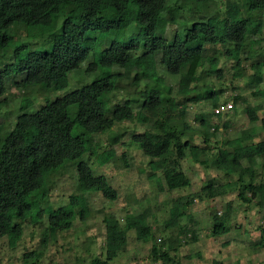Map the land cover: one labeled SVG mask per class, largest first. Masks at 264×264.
<instances>
[{
    "label": "trees",
    "instance_id": "1",
    "mask_svg": "<svg viewBox=\"0 0 264 264\" xmlns=\"http://www.w3.org/2000/svg\"><path fill=\"white\" fill-rule=\"evenodd\" d=\"M167 1L0 0V47L13 45V62L0 70V103L6 92V78L25 75L19 82L24 88L19 106L22 113L7 132H3L0 122V238L16 243L23 231L21 221L43 223L45 216L44 238L70 229L75 219L84 220L89 215L86 192H100L105 198L116 199L117 191L106 176L95 175L90 166L89 156L96 153L92 139L102 130L109 131L110 145L119 142L125 132L114 131L113 127L133 118L144 129L132 134L130 143L150 158L152 177L168 190L190 186L191 180L182 167V160L189 155L196 163L210 162L227 176L235 174V180L226 182L228 188L234 187L244 202L255 200L264 207V179L257 181L255 170L258 161L264 165V117L257 114L261 106L244 108L250 123L260 120L261 139L253 140L254 128L243 129L239 136L224 141L228 147L225 152L212 150L217 124L203 114L196 115L201 126L198 129L190 128L186 121L188 103L204 101L212 109L222 104L220 89L206 81L208 74L220 72L219 57L213 50L208 52L212 45L227 47L223 54L234 60L236 77L245 76L254 87L253 95L264 98V88L260 86L264 48L252 46L257 41L251 38L263 27L264 0H190L182 6L192 12V22L184 33L173 34L168 24L176 22V14L161 16ZM221 7L238 12V17L221 15ZM131 24L138 26L137 33L127 34ZM16 26H24L34 38L51 32L54 35L47 44H41L48 48H30V44L23 45L7 34L8 28ZM166 35L171 38L167 45ZM158 52L166 71L179 74L178 93L184 96V103L165 90L164 78L157 71ZM87 60L85 71L93 73L90 82L46 100L33 112L25 111L34 104L35 90L43 94L64 90L69 74ZM248 60L251 72L246 75L244 61ZM115 66L121 70L116 71ZM117 91L123 92L122 102L115 98ZM238 99L234 96V100ZM132 104H139L135 112ZM193 130L198 131L203 145L194 142ZM243 139L252 141L243 144ZM111 154L98 156L99 163L105 164ZM67 163L77 170L76 191L66 203L43 208L41 201L53 189L51 172ZM221 187L210 180L202 191L174 200L164 227L178 226L177 235L153 242L152 261L178 263L174 257L182 244L197 238L186 223L179 224L180 219L185 216L186 221L191 220L187 209L195 198L213 199L225 192ZM152 218L150 206L127 212L122 219L104 214L105 256L95 255L88 264H110L127 244L130 231L137 240L153 241ZM229 231L226 220L212 226L210 234L222 236ZM262 237L264 240V228ZM40 258L39 252L28 251L23 254V263L39 264Z\"/></svg>",
    "mask_w": 264,
    "mask_h": 264
},
{
    "label": "rangeland",
    "instance_id": "2",
    "mask_svg": "<svg viewBox=\"0 0 264 264\" xmlns=\"http://www.w3.org/2000/svg\"><path fill=\"white\" fill-rule=\"evenodd\" d=\"M187 2L190 0L167 1L161 16L169 18L171 14H176V22L168 24L170 34L175 31L184 33L191 24L192 12L182 6ZM219 13L229 19L238 17V12L227 11L223 7L220 8ZM61 25L62 19H59L58 26ZM6 32L18 38L23 45L30 44L28 45L30 48L39 50L48 48L41 44H47L54 35V32H51L43 37L34 38L32 32H27L24 26L10 27ZM137 32V25L131 24L127 28V34ZM251 38L257 41V44L252 46L259 50L264 48V24L262 29ZM170 40L171 38L166 35L164 44L167 45ZM226 48L221 44L210 46L208 52L212 53L213 50L219 57L220 72L218 75L208 74L205 77L206 81L220 89V102L225 104L230 102L232 108L228 113L224 112L218 116L213 112L210 104L203 101L188 103L186 112V121L190 124V128L201 127L196 120V115L199 114L205 115L217 124L218 133L213 138L212 150L223 152L228 148L224 141L239 136L243 129H255L254 141L262 137L261 122L258 120L250 123L244 111L246 105H260L261 108L257 114L259 118L264 117V98L253 95L254 87L247 83L245 76L236 77L234 60L223 54ZM160 55V52L156 55L157 71L164 78V88L178 101L184 103V96L178 93L179 74H169L160 63ZM12 62L13 45L0 47V70ZM87 62L88 60L79 70L69 74V84L64 90L51 94H43L35 90L32 93L35 99L34 104L25 111L33 112L42 107L46 100L60 97L90 82L93 79V73L85 71ZM250 62L251 60L244 61L246 75L251 72ZM114 68L116 71L121 70L118 66ZM24 76V74H12L6 78V92L0 103V122L4 125L3 132L9 131L17 116L22 113L19 106L24 95V88L19 85V82ZM260 86L264 88V73ZM234 96L239 99L234 100ZM115 98L122 102L123 92L117 91ZM132 107L135 112L139 104H132ZM143 129L144 127L136 118L116 124L113 130L124 131L125 135L113 145L108 142L109 131L100 130L93 135L96 153L89 156L90 166L95 175L106 176L110 185L117 191L116 199L105 198L100 192H86L85 197L90 208L89 215L84 220L75 219L70 229L47 234L46 238H44L46 216L43 223H33L28 219L21 221L23 231L20 240L10 243L6 237L0 238V264H24L23 254L32 250L41 254L39 264H88L95 255L105 256L104 214L112 213L122 219L127 212L141 211L146 206H150L153 212L155 239L147 242L137 240L130 231L127 244L110 264H161L160 260L157 262L151 260L150 250L153 242L177 235L178 226L169 229L164 227V221L169 217V208L174 205V200L178 196L202 191L210 180L214 185L222 186L225 192L213 199L195 198L188 207L187 212L191 214V220L186 221L183 216L179 224L186 223L188 228L195 231L197 238L183 243L174 257L178 263L170 264H264V245H261L264 207H259L255 200L244 202L238 197V191L234 187L228 188L226 182L235 180L236 175L227 176L222 170L213 167L210 162L202 165L194 162L187 155L182 160V167L191 180L190 186L186 189L168 190L156 177H152L150 158L130 143V136L141 133ZM192 135L195 143L204 144L198 131L193 130ZM251 141V139H243L242 143L249 144ZM103 153L112 154L108 161L101 165L98 156ZM255 170L257 181L264 179V165L261 161L257 162ZM157 175L161 174L158 172ZM77 178L76 167L71 163L52 171L53 189L49 197L41 201V206L44 208L66 203L68 196L76 191ZM226 220L230 225V231L222 236H212L210 234L212 226Z\"/></svg>",
    "mask_w": 264,
    "mask_h": 264
},
{
    "label": "built area",
    "instance_id": "3",
    "mask_svg": "<svg viewBox=\"0 0 264 264\" xmlns=\"http://www.w3.org/2000/svg\"><path fill=\"white\" fill-rule=\"evenodd\" d=\"M230 108H232V104L230 102H228L226 104L215 107L213 109V111H214V113L219 114V113H222L223 111L228 110Z\"/></svg>",
    "mask_w": 264,
    "mask_h": 264
},
{
    "label": "clouds",
    "instance_id": "4",
    "mask_svg": "<svg viewBox=\"0 0 264 264\" xmlns=\"http://www.w3.org/2000/svg\"><path fill=\"white\" fill-rule=\"evenodd\" d=\"M228 103V102H227ZM223 104H225V103H222V104H220V105H223ZM219 105V106H220ZM218 107V106H217ZM214 109V108H213ZM230 109H228V110H225V111H223L222 113H224V112H226V113H228V111H229ZM214 112V111H213ZM216 114V113H215ZM219 114H221V113H219Z\"/></svg>",
    "mask_w": 264,
    "mask_h": 264
}]
</instances>
